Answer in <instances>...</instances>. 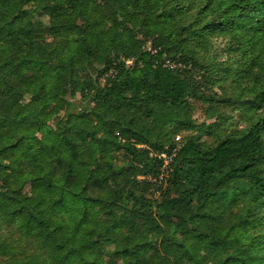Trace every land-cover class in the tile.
<instances>
[{
  "label": "trees",
  "instance_id": "1",
  "mask_svg": "<svg viewBox=\"0 0 264 264\" xmlns=\"http://www.w3.org/2000/svg\"><path fill=\"white\" fill-rule=\"evenodd\" d=\"M199 49L213 50L200 65ZM219 51L230 95L194 76ZM70 88L80 99L51 126ZM190 99L260 116L203 145L177 134L191 126ZM161 154L171 161L159 180ZM137 175L155 197L137 191ZM235 201L249 209L243 220L226 211ZM104 241L117 245L105 252ZM211 255L264 264V0H0V264H205Z\"/></svg>",
  "mask_w": 264,
  "mask_h": 264
},
{
  "label": "rangeland",
  "instance_id": "2",
  "mask_svg": "<svg viewBox=\"0 0 264 264\" xmlns=\"http://www.w3.org/2000/svg\"><path fill=\"white\" fill-rule=\"evenodd\" d=\"M61 30H56L51 36H58L61 35ZM220 41V40H219ZM191 45L193 46L194 43L192 42ZM219 46V43H216ZM148 49H151L152 42L151 39L148 38L145 45ZM213 50L209 51L206 55H204V51L199 49L197 50L196 57L198 59V64L212 56ZM193 54L189 53L188 60L192 62ZM205 56V57H204ZM225 56L223 55V51L218 52V58L215 62H211L205 64L204 68L200 66H196L194 69V76L196 79H200L205 76L211 83L215 82L214 86L204 85V89L208 93L216 94V95H230L233 93V89L230 83V79L226 77L224 74V67L219 64L218 61H224ZM131 63V60H128ZM168 65L171 66H182V63H176V60L167 58L165 61ZM216 71V72H214ZM96 77V75H93ZM219 80V81H218ZM99 82H103V78L99 79ZM32 91L30 90L25 94L23 104L25 109H29L33 105V101L31 99ZM64 100L62 102L56 103L54 107L57 110V114L53 116V118L49 121L51 126H55L57 122L61 120L64 115L65 109L67 104L72 101L73 99H80V93L77 92L75 89L70 88L64 94ZM74 97V98H73ZM73 98V99H72ZM187 110L185 111L187 115H182L183 117L189 119L191 121V126L181 131L177 134L183 139L187 136H195L198 138L199 142L203 145H212L217 140L221 139L225 134L231 133L233 131H239L244 128L247 124L251 123L252 121L256 120L260 115L259 111H247V107L244 105H235V104H213L209 101H201V100H194L190 99L187 103ZM173 140V139H172ZM178 139L174 141H177ZM82 150H85L82 147ZM123 152L115 151L112 153V160L115 165L118 167H122V171L128 174L133 173V166L126 163ZM135 180L139 182V187L137 189L138 192H142L147 196L155 197L157 195V190L149 187L147 185V179L149 178L143 175H137L136 177L132 176ZM161 176H159V180ZM24 192L27 194H32L33 191L31 190L29 185H26L24 188ZM236 201L234 202L235 205ZM227 205V213L231 211L233 213H240L242 214L241 220L245 219L249 213V209L247 206L243 204V202H238L233 208L230 207V203H226ZM202 221L210 222L211 219H203ZM7 233V230L4 232ZM104 250L105 252L112 251L117 243L116 241H104ZM29 246V245H28ZM32 246V245H31ZM33 248V247H32ZM37 250V246L35 245L33 251ZM210 251L207 249L201 250V255L210 256ZM107 258L108 256H104ZM118 264H128V260L124 258L117 259ZM192 261H185L184 264H191ZM205 264H222L220 256H213L211 255L210 259Z\"/></svg>",
  "mask_w": 264,
  "mask_h": 264
},
{
  "label": "built area",
  "instance_id": "3",
  "mask_svg": "<svg viewBox=\"0 0 264 264\" xmlns=\"http://www.w3.org/2000/svg\"><path fill=\"white\" fill-rule=\"evenodd\" d=\"M166 65H168L167 63H165ZM168 66H171V65H168ZM171 67H175V66H171ZM179 137H177L176 139H178ZM162 158H164V162L162 163V165H161V174H160V176H161V179H162V177H163V175L165 174V173H167V167H168V163L171 161V157H168L166 154H161L160 155ZM160 179V180H161Z\"/></svg>",
  "mask_w": 264,
  "mask_h": 264
}]
</instances>
